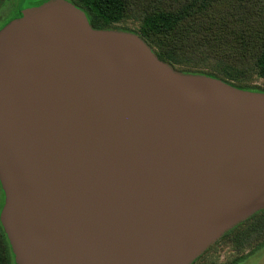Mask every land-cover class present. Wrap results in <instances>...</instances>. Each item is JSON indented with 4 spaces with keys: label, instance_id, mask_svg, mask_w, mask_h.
<instances>
[{
    "label": "water",
    "instance_id": "water-1",
    "mask_svg": "<svg viewBox=\"0 0 264 264\" xmlns=\"http://www.w3.org/2000/svg\"><path fill=\"white\" fill-rule=\"evenodd\" d=\"M0 29V221L16 264H192L264 208V91L160 59L69 0Z\"/></svg>",
    "mask_w": 264,
    "mask_h": 264
},
{
    "label": "trees",
    "instance_id": "trees-1",
    "mask_svg": "<svg viewBox=\"0 0 264 264\" xmlns=\"http://www.w3.org/2000/svg\"><path fill=\"white\" fill-rule=\"evenodd\" d=\"M46 1L48 0H20L15 14L5 21L0 29L13 18L20 16L22 9L40 5ZM69 1L85 12L88 21L95 28H113L110 24L122 19L125 13L124 0ZM259 1L262 3L264 0H159L160 9L146 13L141 18L139 32L134 30L132 32L142 36L160 59L173 66V59L186 60L182 57L183 53L199 51L210 53L216 58L215 68L224 76L203 71L182 70L184 72L207 74L244 89L264 91L236 85L231 80L244 73L246 63L251 61V55L256 58L264 74V13ZM4 198L0 183V210L4 204ZM248 223L251 224V229L241 227ZM262 231H264V208L234 225L222 235L219 240L230 238L234 233L236 239H242L250 233L252 249L230 262L221 264H235L244 260L249 254L261 250L264 247V234L258 238H253V234ZM212 246L192 264H196ZM0 264H16L1 221Z\"/></svg>",
    "mask_w": 264,
    "mask_h": 264
},
{
    "label": "rangeland",
    "instance_id": "rangeland-1",
    "mask_svg": "<svg viewBox=\"0 0 264 264\" xmlns=\"http://www.w3.org/2000/svg\"><path fill=\"white\" fill-rule=\"evenodd\" d=\"M19 2L20 0H0V26L15 14ZM124 4V16L119 21L110 24V26L113 27L112 29L122 28L139 32L141 18L146 13L155 12L160 9L159 0H124ZM259 5L264 13V1L262 3L259 1ZM220 6L224 7L223 5ZM182 57L186 58V60L183 61L180 59V61H177L173 59L174 66H172L174 68L176 67L175 69H180V71H203L224 76L223 73H220L215 68L214 61L216 58L210 53L204 51L183 53ZM243 66L244 65H242V67ZM245 68L244 73H242L240 77L231 79L232 82L236 85L264 90V74L261 72L256 58L251 55V61L246 63ZM241 227L251 229V224L248 223ZM255 233V235L253 234V238H258L261 234H264V231ZM251 249L250 233L242 239H236L234 233L230 238H223L213 244L212 248L206 252L196 264L227 263L244 255ZM235 264H264V247L255 253L249 254L244 260Z\"/></svg>",
    "mask_w": 264,
    "mask_h": 264
}]
</instances>
